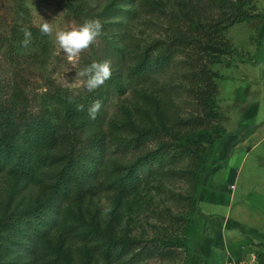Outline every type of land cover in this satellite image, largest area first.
I'll return each instance as SVG.
<instances>
[{
    "label": "rangeland",
    "instance_id": "obj_1",
    "mask_svg": "<svg viewBox=\"0 0 264 264\" xmlns=\"http://www.w3.org/2000/svg\"><path fill=\"white\" fill-rule=\"evenodd\" d=\"M210 2L78 0L71 4L69 0H0V77L6 86L25 87L34 110L50 107L62 116L63 105L57 99L59 94L77 102L87 101V108L93 101L101 100L103 107L97 118L91 120L95 125L92 130L103 129L110 135L107 169L119 162H133L137 157L134 151L115 143V133L129 137L127 134L142 127L157 125L159 139L151 142L150 148L156 149L165 143L174 149L178 138L191 131L190 122L200 111L188 80L183 78L186 61L179 55L165 73H151L146 77L134 74V68L145 50L155 46L157 41L176 44L178 36L190 35V20L195 16V10L211 9ZM255 3L264 12V0H255ZM217 10L211 12L214 14ZM184 13L188 15L182 22L180 16ZM93 18L101 21L103 34L99 44L81 54L77 68L108 59L112 64V77L101 88L88 92L76 86L77 69L59 49L54 33ZM44 19L53 25L52 36H41L39 32L38 25ZM25 27L32 32V42L27 48L20 44ZM263 30L264 17L254 23L231 26L226 36L236 51L223 62L210 64L223 76L218 79V101L221 110L230 118L224 125L230 134L236 135L244 128L246 134H252L248 136L250 144L234 148L232 144L239 140L231 142L225 161L217 159L223 169L211 176V184L206 187V172L227 135L208 150L201 187L184 177L187 163L183 162L157 170L154 177L144 181L138 192L126 196L117 236L124 244L129 240L135 242L125 245V250H146V256L138 264H189L193 239L206 231L215 236L225 217L230 219V226L237 223V226L229 227L234 232L229 230L227 236L234 241L230 234L236 233L238 239L241 238L240 245L248 250L247 255L264 252V139L252 148L253 143L264 136V121L257 118L258 114H264V42L260 40ZM10 42H14L12 48ZM65 80L73 87H68ZM246 105L252 106L253 110L245 112ZM130 127L135 131H130ZM101 178L104 180L103 176ZM232 184L236 185L234 195ZM16 188L14 180H0V214L13 198L23 205L28 202L30 189L17 195ZM38 191L34 188L33 195L36 196ZM117 198L115 189L104 185L87 201L85 221L104 226L113 214ZM204 212L211 213L210 218ZM52 232L48 242L56 246L61 230ZM85 246L76 238L65 243V248L75 258L82 256L86 260L88 249L93 250L96 245L91 242L88 248ZM252 249L256 251L251 252ZM128 258L129 255L116 259L114 264H125Z\"/></svg>",
    "mask_w": 264,
    "mask_h": 264
},
{
    "label": "trees",
    "instance_id": "obj_2",
    "mask_svg": "<svg viewBox=\"0 0 264 264\" xmlns=\"http://www.w3.org/2000/svg\"><path fill=\"white\" fill-rule=\"evenodd\" d=\"M76 1L69 0L71 4ZM210 3L211 9L195 10L190 35L178 36L176 44L157 41L145 50L134 68V74L146 77L165 73L179 55L186 61L183 78L188 80L200 111L190 122L191 131L178 138L174 149L165 143L150 148L149 144L159 139L157 125L138 131L130 127L135 132L127 134L129 137L113 135L118 146L134 151L137 157L133 162H119L107 169L110 135L103 129L92 130L95 125L88 115L87 101L72 99L70 103V96L59 94L62 116L50 107L34 110L25 87L11 88L0 77V180H14L17 195L27 188L31 193L25 205L13 198L0 214V264H114L127 255L125 264L143 260L144 248L125 250V245L135 242L124 244L117 236L125 198L138 192L157 170L183 162L187 163L184 177L194 180L196 186L203 185L206 154L228 133L224 122L230 119L218 101V79L223 76L210 64L223 62L236 51L226 36L231 26L264 17L255 0ZM215 8L218 10L213 14ZM187 15H181L180 20L183 22ZM13 44L9 43L11 48ZM78 104L85 106L84 111H77ZM104 185L117 192L115 209L104 226L89 224L85 221L86 203ZM36 187L39 191L34 196ZM58 229L59 240L53 246L48 241L52 231ZM73 238L83 242L85 249L94 242L95 251L88 249L86 260L82 256L75 258L65 248L68 239ZM258 255L264 261V252Z\"/></svg>",
    "mask_w": 264,
    "mask_h": 264
},
{
    "label": "clouds",
    "instance_id": "obj_3",
    "mask_svg": "<svg viewBox=\"0 0 264 264\" xmlns=\"http://www.w3.org/2000/svg\"><path fill=\"white\" fill-rule=\"evenodd\" d=\"M41 36H52L53 25L46 19L42 20L38 25ZM103 25L99 19H87L80 24H72L65 30H57L54 33L55 42L59 49L65 55L67 61L72 67L77 69L76 86L86 89L88 92H93L106 84L112 77V64L108 59L102 61H94L91 64L77 68L81 54L86 52L93 45L99 44L102 36ZM23 39L20 44L27 48L32 42V32L29 28L22 29ZM68 87H73L72 83L65 80ZM72 102V97L68 98ZM77 111H84V105L78 104ZM103 107V102L99 99L87 108L88 115L91 119H96Z\"/></svg>",
    "mask_w": 264,
    "mask_h": 264
},
{
    "label": "crops",
    "instance_id": "obj_4",
    "mask_svg": "<svg viewBox=\"0 0 264 264\" xmlns=\"http://www.w3.org/2000/svg\"><path fill=\"white\" fill-rule=\"evenodd\" d=\"M259 19L260 18H256L249 22L254 23ZM257 29H260V27H257ZM260 40L264 42V30L260 32ZM250 58L252 61H254L253 54H250ZM242 62L243 64H245L246 60ZM238 67L240 66L238 65ZM246 107L247 110L245 112H251L253 110V107L250 105H246ZM257 118H261L262 121H264V114L261 113L258 114ZM240 130L241 133L239 135L230 134V131H228V133L226 134L227 137L225 138V141L221 143L222 146H219V150L214 156V160L211 162V164L209 165V169L206 172L204 187H206L209 183L211 184L212 179L210 178L213 174L223 169V164L217 161V159L219 158L225 161L224 158L226 157L228 146L230 145L231 142L233 143L239 140V143L232 144V147L234 148H242L250 144L249 143L250 139L248 136H251L252 134L251 135L246 134L244 132V128ZM263 139L264 136L255 143H253L252 148L256 147ZM235 189H236V185L232 184L231 190L233 195ZM204 214L208 218H210L211 213L204 212ZM235 226H237L236 222L234 223V225L232 224V226H230V219L228 220L227 217H225V220L222 224V228L220 229L221 231L220 230L216 231V234H214L215 236H213V232L210 233V231H206L205 233L201 234L200 237L194 238L191 245V258L189 264H219V263L224 264L228 259L231 258L237 259V258L246 257L248 254V250H245L244 245H240L242 243L241 238L238 239L239 236L236 233L230 234L233 237L231 238L234 241L230 239L229 235L227 236L229 230L233 231L232 229H229V227H235ZM252 250L251 252L256 251V250L254 251V249Z\"/></svg>",
    "mask_w": 264,
    "mask_h": 264
},
{
    "label": "built area",
    "instance_id": "obj_5",
    "mask_svg": "<svg viewBox=\"0 0 264 264\" xmlns=\"http://www.w3.org/2000/svg\"><path fill=\"white\" fill-rule=\"evenodd\" d=\"M224 264H264V261L259 257L257 253H250L243 258H231Z\"/></svg>",
    "mask_w": 264,
    "mask_h": 264
}]
</instances>
